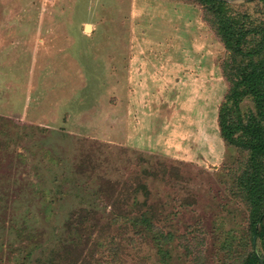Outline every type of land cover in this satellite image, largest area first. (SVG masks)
Listing matches in <instances>:
<instances>
[{
    "label": "rangeland",
    "instance_id": "374dc122",
    "mask_svg": "<svg viewBox=\"0 0 264 264\" xmlns=\"http://www.w3.org/2000/svg\"><path fill=\"white\" fill-rule=\"evenodd\" d=\"M254 64L264 0H0V264H264Z\"/></svg>",
    "mask_w": 264,
    "mask_h": 264
},
{
    "label": "trees",
    "instance_id": "16d2710c",
    "mask_svg": "<svg viewBox=\"0 0 264 264\" xmlns=\"http://www.w3.org/2000/svg\"><path fill=\"white\" fill-rule=\"evenodd\" d=\"M203 7L207 5H212L214 0H198ZM230 25H228L227 21H222L219 25L218 33L221 34L222 41L226 47L233 49L235 52L241 53V49L239 47V42L244 36V32H239L236 37L235 44L230 43V35H233V31H229ZM256 64L251 66L248 71L242 69L240 74V79L235 81L230 88V91L226 94V100L220 104V108L218 109V127L220 131V135L225 141V143H229L232 140L234 127L229 123L227 116L230 113L228 103L231 101V104L238 111V104L240 100L244 96H251L258 116L262 118L264 121V71L261 69H256ZM238 74V75H239ZM227 110V111H226ZM239 124V122H238ZM250 127V126H249ZM247 127V129L249 128ZM250 136L252 140H250L252 152L254 153V163L255 156L259 157L264 155V123H260L258 121L257 125H254L250 129ZM249 144V141H247ZM262 195H258L252 198V207L251 211L255 215L258 213L260 204L262 203ZM263 211H260L257 216L251 221V230L257 236L260 234V231L256 228V223L259 222L262 218Z\"/></svg>",
    "mask_w": 264,
    "mask_h": 264
},
{
    "label": "crops",
    "instance_id": "0c3cea01",
    "mask_svg": "<svg viewBox=\"0 0 264 264\" xmlns=\"http://www.w3.org/2000/svg\"><path fill=\"white\" fill-rule=\"evenodd\" d=\"M177 68H178V67H177ZM192 69H193V66H192ZM171 73H173V72L170 71V74H171ZM216 121H217V118H216ZM217 122H218V121H217ZM218 136L221 138L223 144L226 145V144H225V141L223 140V138H222L221 135H220L219 127H218Z\"/></svg>",
    "mask_w": 264,
    "mask_h": 264
},
{
    "label": "bare ground",
    "instance_id": "6f19581e",
    "mask_svg": "<svg viewBox=\"0 0 264 264\" xmlns=\"http://www.w3.org/2000/svg\"><path fill=\"white\" fill-rule=\"evenodd\" d=\"M85 28H86L87 30H89V29H90V25L87 24V25L85 26Z\"/></svg>",
    "mask_w": 264,
    "mask_h": 264
}]
</instances>
